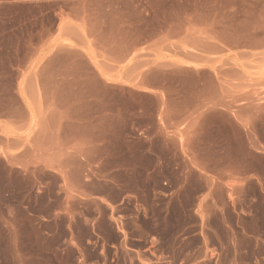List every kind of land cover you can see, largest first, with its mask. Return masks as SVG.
Returning a JSON list of instances; mask_svg holds the SVG:
<instances>
[{
  "label": "rangeland",
  "instance_id": "1",
  "mask_svg": "<svg viewBox=\"0 0 264 264\" xmlns=\"http://www.w3.org/2000/svg\"><path fill=\"white\" fill-rule=\"evenodd\" d=\"M134 3L104 18L135 29L119 35L110 29L104 38L147 42L133 54L141 60L135 81L118 77L95 95L73 93L87 83L74 79L63 83L65 94L52 97L73 118L94 98L103 106L105 126L138 122L150 125L152 133L174 129L178 143L105 142L98 149L101 172L83 186L88 176L53 174L32 153L16 157L18 148L9 143L23 132L2 125L0 264H264V0ZM126 49L115 48L119 55ZM26 51L0 47V108L17 102L7 90ZM58 66L66 68L67 62L49 66L47 85ZM76 71L84 74L86 68L76 64ZM87 81L88 89L100 90L99 82ZM78 103L83 104L80 114ZM141 151L167 158L173 151L193 152L203 162L226 158L235 170L257 174L259 193L250 187L245 194L252 214L245 216L246 233L237 244L223 222L204 215L200 204L196 212L190 209L197 192H181L183 207L174 198L166 218L140 176L137 184L129 175L109 173L133 164L129 156ZM91 152L94 162L95 148ZM56 163L77 166L63 158Z\"/></svg>",
  "mask_w": 264,
  "mask_h": 264
},
{
  "label": "crops",
  "instance_id": "2",
  "mask_svg": "<svg viewBox=\"0 0 264 264\" xmlns=\"http://www.w3.org/2000/svg\"><path fill=\"white\" fill-rule=\"evenodd\" d=\"M134 1L0 0V47L27 50L23 62L15 67L14 86L7 90L17 102L12 108H0V128L3 125L23 132L9 143L18 148L16 157L26 158L27 153H32L31 157L46 163L47 171L53 174L88 176V179L83 178L84 186L92 179L91 175L97 178L101 172L98 149L102 151L105 142L178 143L174 129H170L169 134L162 130L152 133L150 125H139L138 122H112L110 127L105 126L103 106L94 98L85 105L87 110L83 114L73 118L69 109L52 97L65 94L63 83L74 79L87 83L75 88L73 93L95 95L102 93L105 84H116L114 79L118 77L135 81V67L141 60L133 54L142 52L141 48H145L147 42L104 38L110 29L116 30L117 35L120 30L135 29L134 24L113 26L104 18L122 13L126 3L131 2L136 7ZM119 46L127 48L122 55L116 53L115 48ZM59 62H67V67L58 66L51 76V85H47V69L52 63ZM76 64L85 66L86 72L78 74ZM120 65L125 67L121 70ZM106 77L109 79L105 80ZM87 80L99 82L100 90L88 89ZM82 106L80 103L75 105L78 114ZM165 123L170 125V122ZM223 126H227L226 122ZM93 148L94 162L91 161ZM169 157L137 152L129 156L135 161L133 164L111 168L109 173L129 175L137 184L142 183L140 178L144 184L148 183L152 196L159 198L160 209L166 212V218L174 198L177 207H183L181 192H197L190 209L196 212L200 204L204 215L223 222L232 244L236 245L246 233L243 228L245 216L252 214V210L247 209L249 204L245 194L250 187L259 193L257 174L235 170L226 165V158L203 162L193 152L182 154L180 151H173ZM62 158L75 160L77 166L56 163ZM148 163L151 165L143 168ZM110 181L124 187L121 182ZM126 195L131 193L122 198Z\"/></svg>",
  "mask_w": 264,
  "mask_h": 264
}]
</instances>
